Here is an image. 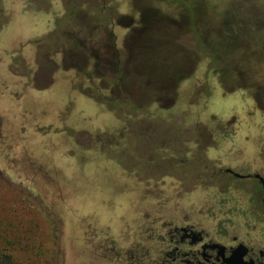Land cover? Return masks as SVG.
Returning <instances> with one entry per match:
<instances>
[{"label":"rangeland","instance_id":"obj_1","mask_svg":"<svg viewBox=\"0 0 264 264\" xmlns=\"http://www.w3.org/2000/svg\"><path fill=\"white\" fill-rule=\"evenodd\" d=\"M2 8L0 254L13 264L45 263L53 222L62 236L54 264H113L111 242L125 251L129 238H143V209L162 199L109 156L128 157L113 149L129 115L135 127L153 122L159 137L169 128L188 154L186 185H209L197 161L219 158L225 138L264 141V112L249 98L264 89V0H0ZM161 92L175 93L174 113L151 121Z\"/></svg>","mask_w":264,"mask_h":264},{"label":"flooded vegetation","instance_id":"obj_2","mask_svg":"<svg viewBox=\"0 0 264 264\" xmlns=\"http://www.w3.org/2000/svg\"><path fill=\"white\" fill-rule=\"evenodd\" d=\"M174 94L159 93L154 113L149 112L154 114L148 116L154 119L151 121L163 120L165 110L174 113ZM249 95L257 109L264 112V89H256ZM131 119L129 115L119 128L123 131L122 138L113 149L128 157L115 159L111 154L110 159L118 162V166L125 165L123 177L141 182L146 194L158 195L162 200L143 209L140 223L143 238L138 240L137 235L132 243L133 238H129L125 251H117L115 242H111L113 256L108 261L113 264H264V141L246 137L235 140L237 145L232 144L233 138H225L230 147L226 150L221 147L219 158L200 157L197 161L210 174L209 185H186L184 180L192 178L193 182V177L180 169L186 166L188 159L183 156L188 154L184 155L186 150L179 148L169 128L159 137L153 122L135 127L137 123ZM216 179L221 180L220 187L215 186ZM196 191L219 195L220 201L210 205L176 201L179 194ZM165 194L169 196L164 200ZM99 249L109 253L105 247Z\"/></svg>","mask_w":264,"mask_h":264},{"label":"trees","instance_id":"obj_3","mask_svg":"<svg viewBox=\"0 0 264 264\" xmlns=\"http://www.w3.org/2000/svg\"><path fill=\"white\" fill-rule=\"evenodd\" d=\"M0 11L3 12V8ZM3 22H4V19L0 22V24L2 25ZM115 59H117V57H115ZM52 224H53L52 225V229H53L52 241H53V243H52L50 255L48 256V259L45 261L44 264H54L55 263L54 260L56 259L57 253L61 251L60 246H62V243H61L62 242V239H61L62 236L60 237L61 234H58L57 231L55 230L54 222ZM60 243H61V245H59ZM58 245H59V247H58ZM0 264H13L11 256L0 254Z\"/></svg>","mask_w":264,"mask_h":264}]
</instances>
